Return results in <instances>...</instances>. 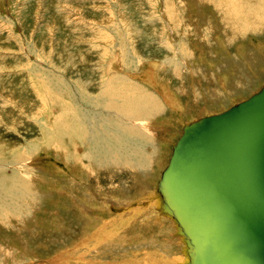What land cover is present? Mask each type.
Here are the masks:
<instances>
[{"label": "rangeland", "instance_id": "obj_1", "mask_svg": "<svg viewBox=\"0 0 264 264\" xmlns=\"http://www.w3.org/2000/svg\"><path fill=\"white\" fill-rule=\"evenodd\" d=\"M151 63L178 96V107L149 80ZM263 86L264 0H0V153L6 162L16 150L25 157L0 175L16 170L43 196L12 200L0 210V264H93L96 245L105 247L112 236L123 241V231L146 238L126 240L129 248L139 242L150 251L156 236L147 253L156 263L181 255L172 225L166 233L143 228L135 197L145 188L161 190V171L187 125L229 110ZM118 90L139 102L159 101V111L137 122L157 140L155 152L147 147L154 162L147 185L130 166L106 170L83 155L91 152L99 117L133 124L116 108L107 111L105 102ZM65 114L66 137L56 134ZM56 137L60 150L47 145ZM94 202L106 211V223L94 215ZM118 212L130 214L126 222H113ZM151 220L155 228L165 225ZM135 259L115 264L145 258Z\"/></svg>", "mask_w": 264, "mask_h": 264}, {"label": "water", "instance_id": "obj_2", "mask_svg": "<svg viewBox=\"0 0 264 264\" xmlns=\"http://www.w3.org/2000/svg\"><path fill=\"white\" fill-rule=\"evenodd\" d=\"M161 187L200 264H264V86L186 127Z\"/></svg>", "mask_w": 264, "mask_h": 264}, {"label": "bare ground", "instance_id": "obj_3", "mask_svg": "<svg viewBox=\"0 0 264 264\" xmlns=\"http://www.w3.org/2000/svg\"><path fill=\"white\" fill-rule=\"evenodd\" d=\"M179 52L181 54L183 53L182 50H179ZM150 66L151 67L149 69L151 70L152 73L154 72L149 79L151 81V83L153 84V86H156V87L160 86L161 90H159V91L162 93L163 97L166 99L168 104L175 105L178 107L179 106L178 96L173 91V89L169 86L168 83L161 82L160 78L158 77V68H157L158 65L151 63ZM170 69H172V68H170ZM170 69H169V72H170ZM173 72H174V70H173ZM157 91H158V89H157ZM124 92L125 93H123V91L121 92L120 90H118L114 95V100L112 102H111V99H110V101H106L105 106H106L108 112H111L113 108H116L117 115L120 114L121 117H126V118L130 119L133 124L132 125L123 124V122H120L116 118V116L111 117L112 120L109 117L108 118L99 117L100 119L98 121V124H99L98 127L96 128L93 125V134L96 132L97 136H96V138L89 139L91 141V144H92L91 150H90L91 152L86 153L87 152L86 151L85 154H83V155L85 158H87L88 160L93 162L92 165H95L99 168L103 167V169H106V170L108 169V170L114 171L115 169L118 170V168H119V170H121V168H125V167L130 166V168L133 171H135L136 174H138V176L140 175V177L142 176V178H144L146 180V178L149 179V178L153 177V175H154L153 174L154 171L152 170V166H154V162L151 160V157H150V153H152V152H150L147 149V147H150V149H152L153 152H155L157 149V140L154 138H151L149 136L150 134L147 135V133L142 131L141 129H143L144 127L140 123H137V122H138V120H140V118H144L145 116H148L149 114L153 115L154 113L159 111V108H158L159 101L157 99L153 98V96H147L146 100L144 102H141V101L139 102L138 100H136L134 98L129 99L127 97L128 93L126 94L127 91L125 90ZM95 102H96V100L94 101V103ZM61 105H63V104H61ZM172 109H174V108L172 107ZM122 114H124V115H122ZM113 115H115V114H113ZM217 115H219V114H217ZM211 116H216V115H213V113L207 115V117H211ZM64 117H60L61 119L59 118L61 121L57 125V131H56L57 133L56 134L57 135H63L66 137V134L69 133V131H67L65 129L67 126L66 114L64 115ZM207 117H204V118H207ZM113 118H115V119H113ZM204 118H202V119H204ZM202 119H200V120H202ZM200 120H197L196 122H199ZM147 122H148V120H147ZM196 122H194V123H196ZM194 123L192 122L189 125H187L186 127H188ZM142 124H143V122H142ZM185 128L182 130V135L185 131ZM147 131H149V130H147ZM45 135H46V137H48L49 135L51 136L53 134L47 133ZM79 136L81 137V135H78L77 137H79ZM135 138H138L141 140L140 144L139 143L132 144V141H135ZM59 140L60 139L48 141V143H47L48 147L52 146L51 148H55L57 150H60L59 148H61L62 145H61V143H59ZM81 140H83V139H81ZM76 141L78 142V140H76ZM178 141L176 142L174 149L177 146ZM84 142H83V144H84ZM103 145H104V147H102ZM39 146L40 145H38L36 147V146L32 145V146H30V150L31 149L33 151H35L36 149L39 150L41 148V147L39 148ZM93 148L95 149V152H93ZM100 148H103V151L101 153H100ZM44 149H45V147H44ZM49 149H48V151L51 150V149L50 150ZM23 152H24L23 150L20 152H18L17 150L14 151L12 154H10L11 160L9 162H6L7 159L4 158L3 155L0 153V172L5 171V170H7V171L9 170L6 168L7 164H9L10 166L11 165L16 166V165L22 164L24 161V158H25ZM173 153L171 154L168 165H166L164 170L161 171L162 172L161 177L159 178V181L157 182V184L159 186H161L163 173L168 168L170 161H171V158L173 156ZM80 154H81V152H80ZM115 158H117L119 161L116 162ZM27 161H29V160L27 159ZM161 169H162V167H161ZM150 180L151 179H149V181ZM134 181H135V179H134ZM120 182L122 183V184H119L121 187L122 193H125L126 188L124 186H126V184L124 181H120ZM141 184L147 185V180L145 181V183L142 182ZM140 193L141 194H138L135 197V200L137 202H140V204L143 206V209L139 211V212L144 211L140 214L141 216L139 217L140 219L143 220V222H140V224L143 226V228L147 226L148 229L153 231V233L154 232L158 233V231L160 233H166L165 231H170V230L172 231V229L175 228V233H173V234L174 235L176 234L177 243L180 245L181 249H183V250H181L182 251L181 255H176V256L171 255L168 262H165L164 264H200V262H199L200 256L198 257V250L196 248V245L194 244V242L191 238V235L189 234V231L183 226V224L178 219L175 210L168 205L167 197H166L165 193L163 192L162 187H161V190L159 188L154 189L153 193L151 191H149L147 188H145L142 190V192L140 191ZM40 194L37 193V189H34V187L30 184V182H27L22 176H20L16 172V170L15 171L14 170L9 171L5 174L0 175V201H1L0 210H6L5 207L6 208L11 207L12 206V200H14V202L17 204L20 200L27 198V197H29V198L31 197L32 199L43 197ZM157 195H160V197L159 198L155 197ZM125 196L123 197V200H121L122 202L127 200V199H124ZM1 198H4V199H1ZM6 199H8V201ZM262 199H264L263 196H262ZM4 203L7 205H5ZM251 203H252V200L248 199L247 208H248V206L249 207L251 206ZM94 204H95V202L93 203L94 215L95 216L99 215V217L102 219V221H104L106 223V221H105L106 211L104 209H100V208L94 209V208H97V207H95ZM1 205H3V206H1ZM24 205H25V203H24ZM27 207H29V206H27ZM261 208H262V210H264V206H262ZM129 209L132 210V207H130ZM27 210H28V208H27ZM111 210L112 209L110 208V210H107V211L111 212ZM128 212L131 214V211H128ZM147 212H151L152 216L148 215ZM118 213L116 215L117 217H115L116 219H114V217H113V219H114L113 222H115V221L117 222L118 221L117 219H120L122 222L123 221L126 222L125 216L130 215V214L125 213V212H123V213L121 212V214H120V212H118ZM151 217H153L154 220L158 221L159 223L164 222L165 225L158 224L159 225L158 228H155V226L157 224L153 223V221L151 220ZM19 221H21V220H19ZM138 221H139V219H138ZM145 221H149V222H145ZM168 221H169V223H168ZM122 222H120V223H122ZM148 224H151L152 226L153 225L154 226L151 227V225H148ZM166 224H168V226ZM171 225L173 226L172 229L170 228ZM104 229H105V226H104ZM137 237L138 238L133 237L130 239L127 232L124 234V231H123V237H122L123 241H121V242L115 241L114 236H112V238L109 239V241L107 242V245L105 247L102 245L99 246V244L96 245V249H95L96 251L93 252V264L95 262L107 263L108 261H110V262H108V264H111V261H113V260H114L113 261L114 263H112V264H115V262H119L121 260L123 261L126 259H131V258H134V259L136 258L135 260H137L138 256H140V257L142 256L145 259H143L142 261L139 260L135 264H138V263H140V264H160V263L155 262L156 261L154 259L155 257H153V258L148 257L149 254H147L150 252L152 253L153 250H155L152 247L156 245L155 242L158 241L159 239L156 236H155V238H153L154 242L151 244V250L152 251L151 250L149 251L148 249H145L146 244L139 243L141 241H145L146 238L141 240L142 235H139ZM104 238L108 239L109 236L106 235V237H104ZM126 240H128V242L135 241V240L139 241V242L137 245L135 244L134 246H131L129 248V247H125V245H126L125 242H127ZM98 249H100V250L97 251ZM167 253L168 252H164L165 255H167ZM157 256L158 255L156 254V257ZM162 259H159V260H162Z\"/></svg>", "mask_w": 264, "mask_h": 264}]
</instances>
